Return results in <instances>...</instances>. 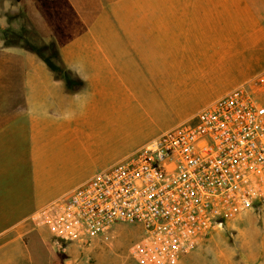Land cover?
Here are the masks:
<instances>
[{
  "label": "rangeland",
  "instance_id": "1",
  "mask_svg": "<svg viewBox=\"0 0 264 264\" xmlns=\"http://www.w3.org/2000/svg\"><path fill=\"white\" fill-rule=\"evenodd\" d=\"M184 2L195 4L185 10V20L194 21L185 33L179 25ZM86 8L88 30L100 36L98 42L86 38L87 43L104 50L117 78L98 99L93 129L98 135L90 140L87 161L74 150L73 159L82 164L53 175L52 201L109 166L111 159L129 155L264 70V51H258L264 42L245 40L252 35L253 19L243 0H90ZM8 20L9 26L0 29L3 44L6 39L36 47L42 56L52 54L55 43L44 40L22 11ZM16 20L15 26L11 21ZM141 33L147 39H140ZM52 62L63 66L58 57ZM138 237V228L130 224L83 245L55 243L53 237L49 242L36 234L25 250L11 245L7 255L0 251V258L7 264H133L128 248ZM177 264H264V199Z\"/></svg>",
  "mask_w": 264,
  "mask_h": 264
},
{
  "label": "built area",
  "instance_id": "2",
  "mask_svg": "<svg viewBox=\"0 0 264 264\" xmlns=\"http://www.w3.org/2000/svg\"><path fill=\"white\" fill-rule=\"evenodd\" d=\"M264 199V71L31 217L53 239L89 244L134 225L133 264H177Z\"/></svg>",
  "mask_w": 264,
  "mask_h": 264
},
{
  "label": "crops",
  "instance_id": "3",
  "mask_svg": "<svg viewBox=\"0 0 264 264\" xmlns=\"http://www.w3.org/2000/svg\"><path fill=\"white\" fill-rule=\"evenodd\" d=\"M243 1L249 11L246 15L253 19L252 35L245 40L264 42V0ZM88 3L0 0V29L22 11L44 40L55 43L62 68L75 80L67 84L33 53L17 45L5 47L0 40V251L4 256L11 245L25 250L36 234L51 241L48 229L33 227L31 217L52 201L53 175L61 168L81 166V161L73 159L74 150L87 161L90 140L98 135L93 130L99 120L98 99L106 88H114L116 66L101 47L87 43L100 38L88 30L83 16ZM190 8L195 4H182L183 33L194 24L185 20V10ZM139 37L147 39L142 33ZM258 51H264V45ZM126 156L111 159L109 166ZM2 260L0 264H7Z\"/></svg>",
  "mask_w": 264,
  "mask_h": 264
},
{
  "label": "trees",
  "instance_id": "4",
  "mask_svg": "<svg viewBox=\"0 0 264 264\" xmlns=\"http://www.w3.org/2000/svg\"><path fill=\"white\" fill-rule=\"evenodd\" d=\"M8 30H5L4 31V35L5 33H7ZM19 40L21 39V37L18 38ZM4 45L5 47H8V46H14V45H17V42H10V41H7L6 39H4ZM26 46H21L22 48H24L25 50L27 51H30L31 53H33L34 55H36L40 60H42L45 65L48 67V69L53 72L56 76L58 77H63L64 80H66L67 84H70V82L73 80L75 82L74 79H71L70 78V74L66 71H64V69L59 66V65H56L52 62V58H57V51H56V47L53 46L52 44V54L48 55V56H42L38 49L36 47H33V46H30L28 44H25Z\"/></svg>",
  "mask_w": 264,
  "mask_h": 264
},
{
  "label": "bare ground",
  "instance_id": "5",
  "mask_svg": "<svg viewBox=\"0 0 264 264\" xmlns=\"http://www.w3.org/2000/svg\"><path fill=\"white\" fill-rule=\"evenodd\" d=\"M225 40V38H223ZM219 40V39H218ZM221 45V44H220ZM202 66V65H201ZM204 66V65H203ZM203 71V70H202ZM204 73V72H203Z\"/></svg>",
  "mask_w": 264,
  "mask_h": 264
}]
</instances>
